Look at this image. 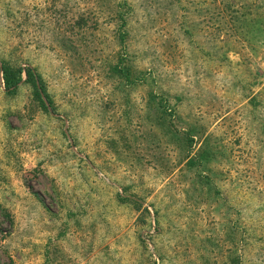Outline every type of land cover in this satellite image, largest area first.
I'll list each match as a JSON object with an SVG mask.
<instances>
[{"label": "rangeland", "instance_id": "rangeland-1", "mask_svg": "<svg viewBox=\"0 0 264 264\" xmlns=\"http://www.w3.org/2000/svg\"><path fill=\"white\" fill-rule=\"evenodd\" d=\"M0 264H264V0H0Z\"/></svg>", "mask_w": 264, "mask_h": 264}, {"label": "trees", "instance_id": "trees-1", "mask_svg": "<svg viewBox=\"0 0 264 264\" xmlns=\"http://www.w3.org/2000/svg\"><path fill=\"white\" fill-rule=\"evenodd\" d=\"M2 78H3V85L6 93H14L17 91L19 83L22 80L21 77V72L22 68L21 67H12L9 66L8 64H2ZM26 73V81L30 82L31 85L33 86L34 92L36 97L38 98V101L41 105V107L46 108L45 103L42 99L40 90L44 92V84L41 79V77L36 73L33 69L27 68L25 70ZM41 87V88H40ZM45 97L48 98V95L45 93Z\"/></svg>", "mask_w": 264, "mask_h": 264}]
</instances>
